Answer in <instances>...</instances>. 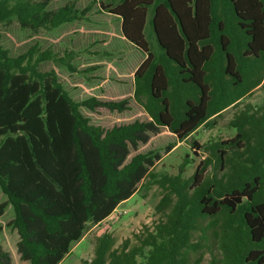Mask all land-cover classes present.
I'll return each mask as SVG.
<instances>
[{
  "label": "trees",
  "instance_id": "1",
  "mask_svg": "<svg viewBox=\"0 0 264 264\" xmlns=\"http://www.w3.org/2000/svg\"><path fill=\"white\" fill-rule=\"evenodd\" d=\"M51 2L0 0V23L15 22L30 34L52 32L87 20L96 6L118 21L122 38L142 59L131 95L76 100L54 68L39 65L49 61L70 73L95 70L76 68L80 51L58 54L34 43L11 56L0 43V189L6 196L0 216L10 204L8 225L19 236L21 258L59 264L89 225L104 221L140 187L157 184L164 191L159 211L175 197L165 217L144 227L134 244L125 239L114 247L113 237L103 233L83 264H190L189 251L200 247L192 233L207 217L212 225L221 218L216 236L222 258L210 264H264V103L240 110L230 121L237 133L207 144L211 156L190 176H183L189 162L184 159L176 174L156 177L159 149L128 159L163 128L176 140L162 149L168 154L201 126L215 125L214 117L253 89L264 90V0H89L83 8L74 0L54 8ZM149 13L154 46L144 35ZM131 100L146 120L104 127L82 112L121 113L130 110ZM193 146L201 147L196 141ZM228 151L230 170L205 176L212 158L222 167ZM0 264H11L1 244Z\"/></svg>",
  "mask_w": 264,
  "mask_h": 264
},
{
  "label": "rangeland",
  "instance_id": "2",
  "mask_svg": "<svg viewBox=\"0 0 264 264\" xmlns=\"http://www.w3.org/2000/svg\"><path fill=\"white\" fill-rule=\"evenodd\" d=\"M69 0H52L50 7H57ZM79 8L87 5L89 0H74ZM151 14L147 16V22L144 27L146 39L155 45L152 28L149 24ZM0 43L9 51V55L15 56L32 44L38 43L44 49L52 48L58 54L65 50H74L79 55L73 63L78 70L88 69L91 66H97L95 70L86 73H70L63 67L55 66L52 62H43L39 69L48 70L54 68L59 80L68 89L70 94L76 100L89 96H98L101 99H119L132 94V76L142 54L130 43L122 38L119 29V23L107 13H98L97 7L88 13L87 20L71 22L60 26L52 32L44 30L37 34H30L22 30L15 22L11 24L0 23ZM110 52L109 55L90 54L88 52ZM264 82V81H263ZM264 103V90L260 88L253 89L251 93L245 96L238 104L224 109L215 118L216 124L208 128L201 126L193 132L184 141L177 145L166 155H164L165 146L175 142V136L167 129L163 128L158 134L151 135L149 141L138 147L136 151H131L128 159L135 152H146L151 149H159L162 157L156 162L153 173L160 178L164 174L174 175L178 172L179 166L188 159L185 165L183 176H190L199 161L211 156L207 144L222 139L233 137L237 133V127L230 125V121L235 115L250 105L253 109ZM252 110V109H251ZM83 114L88 116L92 122L104 127L115 123H123L134 119L146 120L145 113L138 107L133 100L130 102V110L117 113L105 108H98L94 112L82 109ZM250 126L247 125L246 129ZM196 141L201 147H194ZM203 146V147H202ZM196 152V155L194 154ZM228 151L227 157L223 160V166L220 167L216 158H212V163L205 171V176L217 177L230 170ZM225 156V155H224ZM147 177L145 179L148 180ZM164 191L157 184H152L149 188L142 187L124 203L119 204L115 210L104 221L98 225H89V229L84 237L73 245L68 256L63 258L59 264H83V260H89L93 256L94 246L99 236L108 232L114 241V247L120 246L125 240L129 239L130 244L136 243L135 235L142 232L144 227H151L156 221L164 218L168 212L175 197L171 196V203L159 211L156 206L162 198ZM6 200V196L0 189V204ZM13 218V210L10 204H7L0 216V244L11 257V264H29L27 260L21 258L17 249L19 236L16 229L8 225ZM216 225H212V218L200 219L199 228L192 233V241L199 242L200 247L191 250L188 253L190 264H210L213 258L221 259L222 253L219 249V238L216 233L220 230L221 218H216ZM240 238L246 240L245 235Z\"/></svg>",
  "mask_w": 264,
  "mask_h": 264
},
{
  "label": "crops",
  "instance_id": "3",
  "mask_svg": "<svg viewBox=\"0 0 264 264\" xmlns=\"http://www.w3.org/2000/svg\"><path fill=\"white\" fill-rule=\"evenodd\" d=\"M73 248V247H72ZM72 250V249H71ZM71 252V251H70Z\"/></svg>",
  "mask_w": 264,
  "mask_h": 264
}]
</instances>
